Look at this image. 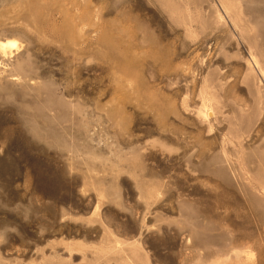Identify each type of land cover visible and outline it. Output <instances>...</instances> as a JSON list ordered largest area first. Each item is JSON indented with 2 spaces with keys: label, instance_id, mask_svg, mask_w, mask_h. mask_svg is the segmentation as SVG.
I'll list each match as a JSON object with an SVG mask.
<instances>
[{
  "label": "rangeland",
  "instance_id": "374dc122",
  "mask_svg": "<svg viewBox=\"0 0 264 264\" xmlns=\"http://www.w3.org/2000/svg\"><path fill=\"white\" fill-rule=\"evenodd\" d=\"M4 40L0 264H264V0H0Z\"/></svg>",
  "mask_w": 264,
  "mask_h": 264
},
{
  "label": "bare ground",
  "instance_id": "6f19581e",
  "mask_svg": "<svg viewBox=\"0 0 264 264\" xmlns=\"http://www.w3.org/2000/svg\"><path fill=\"white\" fill-rule=\"evenodd\" d=\"M15 47H16V41H14V40H4V41H0V53L2 54V56H5L7 51L9 52V50H11V49H13ZM211 115L212 114H210V113L207 114V116H209V117Z\"/></svg>",
  "mask_w": 264,
  "mask_h": 264
}]
</instances>
